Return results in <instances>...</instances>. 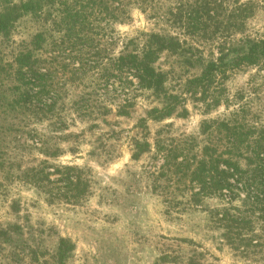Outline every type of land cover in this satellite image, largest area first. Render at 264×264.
Listing matches in <instances>:
<instances>
[{"label":"rangeland","instance_id":"rangeland-1","mask_svg":"<svg viewBox=\"0 0 264 264\" xmlns=\"http://www.w3.org/2000/svg\"><path fill=\"white\" fill-rule=\"evenodd\" d=\"M185 1L132 5L126 19L101 25L106 64L124 48L138 52L147 34L179 38L188 52H164L153 64L165 75L162 92L141 88L127 71L100 78L91 55L80 79L70 81L67 73L56 111L28 112L15 121L0 117V127L15 130L0 141L11 168L6 177L0 174V264H59L61 239L68 243L61 264H264V207L249 198L264 196V175L261 185L252 183L258 149L253 144L229 153L227 145L232 126L255 132L248 140L264 139V60L228 71L223 80L218 76L205 99L183 91L202 70L194 59L215 60L221 47L243 34L186 35L168 14ZM237 2L251 3L244 33L264 39V0ZM224 5L231 8L234 0ZM51 19H19L8 37L0 36V63H11L33 34L51 27ZM7 74L0 72L4 103L13 84ZM163 93L181 101L171 115L147 119L167 102ZM224 122L228 127L219 126ZM142 142L148 147L141 153ZM207 156L217 170L229 160L239 172L229 177L231 187L197 196L195 170ZM29 168L49 174V182L38 187L17 176ZM61 173L81 178L78 196L64 193Z\"/></svg>","mask_w":264,"mask_h":264},{"label":"trees","instance_id":"trees-1","mask_svg":"<svg viewBox=\"0 0 264 264\" xmlns=\"http://www.w3.org/2000/svg\"><path fill=\"white\" fill-rule=\"evenodd\" d=\"M160 3L161 0H0L1 37H8L16 22L25 16L44 17V20L52 18L51 27L33 34L23 48L14 54L11 63H0V72L8 73L4 79L13 82L9 87L11 98L5 103L0 99V117L15 121L28 112L37 116L39 113L56 111V104L61 97L58 93L59 87L66 85L67 73H70V81L75 77L80 79L87 73V57L91 55L96 58L97 68L98 66L101 68L98 74L100 78L105 80L117 77V74L127 71L138 80L141 88L162 92L165 75L161 71H156L153 64L164 52L171 55L187 53L188 51L185 52L179 43V38L156 33L147 34L138 52L124 48L118 56L109 58L106 64L104 56L101 55L104 52L101 46L104 33L100 32L103 30L102 23L109 27L126 19L132 5L146 4L152 7L155 4L160 6ZM250 4L234 0V6L228 8L224 5V0H186L179 3L175 10H169L168 14L174 18L175 24L182 27L186 31L185 34L191 37L200 35L203 38L209 31L211 36L219 37H229L232 32L243 33L236 41L221 47L215 60L203 61L200 57L193 58L194 63L202 66V70L198 77L186 82L183 91L192 95L199 92L205 99L218 76L223 80L228 71L241 66L257 65L264 60V39L252 38L244 33L245 21L250 15L248 8ZM52 33H56L58 37L54 38ZM71 60L77 61V65L75 66ZM189 64L192 65V62ZM163 97L167 102L162 108L151 109L147 113V119L161 120L171 115L181 101V97L174 94L163 93ZM123 107L125 108V106L121 108ZM123 113L125 112H119ZM147 119L142 118L141 123ZM226 124L228 123H220L219 126L228 127ZM8 130L15 132L12 128L0 127V141L7 136ZM228 133L229 153L239 151L242 146L250 149L253 144L258 149L255 158L260 164L254 169L252 183L261 185L263 183L261 177L264 174L260 165L264 164V144L261 145L259 142L261 140L263 142L264 139L257 135L259 139L248 140V136L252 137L255 132L246 131L243 126H232L228 128ZM147 147L148 144L142 142L141 153ZM4 156L6 154L0 152V174L6 177L11 168L8 167ZM212 162L214 160L210 156L203 157L197 162L195 176L201 183L198 194H195L197 196L205 193L208 188L221 191L225 187H231L233 184L229 182V177H232L233 171L239 172L238 166L231 164L229 160L224 161L226 166L220 171ZM61 174L64 179L62 187L64 193L74 191L72 197L78 196L81 193L78 190L81 178L69 173ZM17 176L37 186L39 183L42 185L49 182V174L33 168L24 170ZM249 198L251 204L264 207V196L255 193ZM67 244L64 239L58 243L56 256L59 264L65 257L67 247L63 246Z\"/></svg>","mask_w":264,"mask_h":264}]
</instances>
